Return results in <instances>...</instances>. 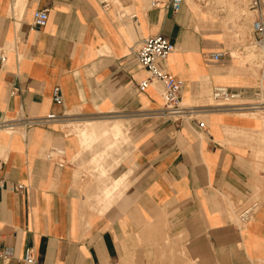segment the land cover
<instances>
[{"label": "crops", "instance_id": "1", "mask_svg": "<svg viewBox=\"0 0 264 264\" xmlns=\"http://www.w3.org/2000/svg\"><path fill=\"white\" fill-rule=\"evenodd\" d=\"M106 1L0 0V124L58 115L0 127V264H264V122L208 101L216 85L262 93L264 62L233 54L258 46L253 29L233 34L244 0H219V14L211 11L218 0H183L178 11ZM41 8L49 18L37 27ZM251 11L244 23L252 26L264 19V0L261 13ZM156 34L174 44L162 65L184 81L192 118L156 114L162 83L139 86L149 74L132 49ZM107 120L123 121L126 134L85 142L75 130ZM128 137L118 165L110 150ZM97 192L99 203L90 200ZM27 247L35 263L25 262Z\"/></svg>", "mask_w": 264, "mask_h": 264}, {"label": "built area", "instance_id": "2", "mask_svg": "<svg viewBox=\"0 0 264 264\" xmlns=\"http://www.w3.org/2000/svg\"><path fill=\"white\" fill-rule=\"evenodd\" d=\"M262 0H247L249 8L260 11L261 13ZM183 0H153V6H159L164 3L166 6L171 7L174 11L181 8ZM104 5H109L108 1L104 0ZM49 18V9L41 8L34 11L33 24L37 27L46 25ZM254 43L264 49V19L260 15L259 18L253 22ZM174 50V44L163 34L150 35L142 39L136 49H132V53L137 59L138 63L147 69L148 77L139 83L140 88L144 89L149 86L153 81L162 83L164 106L155 111L156 114H161L166 117H172L177 120L192 118L196 106L185 105L182 101V88L184 81L178 78L173 73L169 72L162 62ZM225 52H217L215 58L222 57ZM3 59L4 57L1 56ZM264 81V74L262 75ZM259 95L256 93L254 96ZM254 96L247 95L240 91L232 90L224 85H216L212 89L213 103L210 107L213 108H229L234 110H253L264 108L263 100H251ZM53 99L56 103L63 102L62 89L59 85L53 88ZM153 112V114H155ZM55 113H49L45 116H20L12 121H5L0 124V127L13 131L18 125H38L46 124L52 119L57 118ZM204 126V121H200ZM23 184H18L17 189L23 188ZM257 202L245 206L239 212L241 221L250 220L253 216ZM24 260L27 263H35V249L34 247H27L24 251Z\"/></svg>", "mask_w": 264, "mask_h": 264}, {"label": "rangeland", "instance_id": "3", "mask_svg": "<svg viewBox=\"0 0 264 264\" xmlns=\"http://www.w3.org/2000/svg\"><path fill=\"white\" fill-rule=\"evenodd\" d=\"M217 0H215L216 2ZM244 3V6L243 7H240V9H238V13H236V18L238 19H242L243 17L245 19H247L249 16L250 18L252 17V14H254L251 9L249 8L248 6V2L247 0H244L243 1ZM220 4H222V2H220L219 0L213 5V7H211V11L214 12V13H217L219 14L221 11H222V7H220ZM235 17L231 16V19L233 21V19H235ZM245 19H243L244 21L241 23V26H235V24L233 25L232 27V30H233V34L235 36H246L247 34H250L252 32V29H253V25L251 26L249 23H244L245 22ZM252 21V19H250V22ZM250 36V35H249ZM253 41L254 42V39L253 37L249 39V41ZM250 43V42H248ZM245 51L243 53H240L238 50L234 51V55L236 56H239L240 58H242V61L243 62H250V63H253L255 60L257 61V59H259V61L261 62V64L263 65V62H264V49H262L261 47H258V46H249V45H245ZM260 66V65H259ZM251 100H263L264 101V87L262 89V93L257 95V96H254L253 98H250ZM208 101H212L213 102V99L210 98ZM251 114L252 115H255V116H258L262 119H264V108L262 109H253L251 110ZM77 132H79L80 134V129L79 128H76L75 129ZM262 137H264V130L262 131ZM101 143L100 142H96V146L97 147H101ZM258 145V150H261L263 148L264 150V140H261V142ZM117 146H119L118 148H116V146L114 148H112L110 151L113 152V155L116 153V161H117V164L119 163H122V157L124 155H128L129 153V146H130V140H129V137L127 139L124 140V138H121L118 143H117ZM119 149V150H118ZM112 155V157H113ZM261 157V156H260ZM94 163V162H93ZM118 164V165H119ZM103 192H97L95 195H91L92 199H90L91 201H95L97 203H99L100 201H98L96 199L97 195L98 194H102ZM86 195L88 196L89 198V193H86Z\"/></svg>", "mask_w": 264, "mask_h": 264}, {"label": "bare ground", "instance_id": "4", "mask_svg": "<svg viewBox=\"0 0 264 264\" xmlns=\"http://www.w3.org/2000/svg\"><path fill=\"white\" fill-rule=\"evenodd\" d=\"M219 110H221V109H219ZM263 122H264V119H263ZM83 125H84L83 127L77 126V128L80 129L81 135L84 138L85 142L89 141L90 139L95 138L96 136L98 137L104 133L106 134L109 132L112 133V135H114L116 138L126 134L124 131L123 121H121V120H107L104 122V126H99L93 122L85 123ZM117 194H119V193H117Z\"/></svg>", "mask_w": 264, "mask_h": 264}]
</instances>
